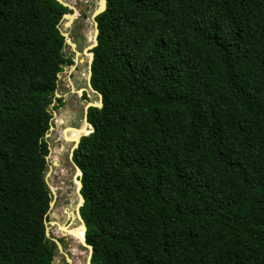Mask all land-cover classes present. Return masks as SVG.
I'll return each instance as SVG.
<instances>
[{"label":"trees","instance_id":"trees-1","mask_svg":"<svg viewBox=\"0 0 264 264\" xmlns=\"http://www.w3.org/2000/svg\"><path fill=\"white\" fill-rule=\"evenodd\" d=\"M69 13L0 0V264H61L45 176ZM95 21L102 107L72 153L90 263L264 264V0H106Z\"/></svg>","mask_w":264,"mask_h":264},{"label":"rangeland","instance_id":"rangeland-1","mask_svg":"<svg viewBox=\"0 0 264 264\" xmlns=\"http://www.w3.org/2000/svg\"><path fill=\"white\" fill-rule=\"evenodd\" d=\"M67 5L75 8L77 20L68 21L63 19L59 25L62 33H66L67 27H75L82 31V45H78L77 52L79 55L75 57L76 67H65L59 74V92L55 93V98H62V107L55 112L53 120L54 130L49 134L51 154L48 162L56 161L59 165L53 167L50 178L48 179L50 186L55 191L56 203L50 210L51 222H55L60 227L70 229L66 238H63L62 232L55 225L51 227V237L62 240L61 246L63 254L58 253L55 257V263H63L62 258L70 264H86L88 251L81 246L80 237L82 234L81 226L76 218L75 209L79 204V198L76 194L77 182L75 181V170L69 165L68 156L73 147V141H65V135L70 137L72 128L79 129L84 126L83 111L87 103L98 104V97L87 85L89 54L92 53L89 47L94 43L93 34L94 27L91 15L99 8V0H62ZM80 7H84L85 15L79 16ZM67 34V33H66ZM73 36V35H72ZM73 39H76L73 36ZM73 39H68L72 42ZM71 44V43H70ZM70 47L69 44L66 43ZM65 47V51L71 52V47ZM86 51V54L81 52ZM71 84V85H70ZM78 92H81L78 93ZM56 94L58 97H56ZM83 94L86 98L83 99ZM69 129V130H68ZM90 131V128H88ZM67 130V132H65ZM63 160V162L61 161Z\"/></svg>","mask_w":264,"mask_h":264},{"label":"water","instance_id":"water-1","mask_svg":"<svg viewBox=\"0 0 264 264\" xmlns=\"http://www.w3.org/2000/svg\"><path fill=\"white\" fill-rule=\"evenodd\" d=\"M59 4H61L63 7H66L67 9H68V11L71 13H69V14H66V15H63V17H62V19H68L69 17H71V16H73V19H76L77 18V16L75 15V11H76V9L75 8H72L71 6H69V5H67L66 3H64L62 0H56ZM103 1V9L102 10H96V11H94V13L91 15V20H92V23H93V27H94V34H93V39H94V43H93V45L91 46V47H89V49H93L94 47H96L97 46V35H98V29H97V22L95 21V18L99 15V14H101L102 12H104L105 11V9H106V0H102ZM82 4H84V1H82ZM82 11H83V13H85V9L84 8H82L81 9ZM66 24L67 23H65V27H69L70 25H68V26H66ZM61 34H62V36L64 37V39L67 37V35L65 34V33H62L61 32ZM70 46H71V49H72V51L74 52V54H75V56L77 57L78 55H79V53L75 50V45L74 44H70ZM84 54H86V51H84L83 52ZM89 57H90V60H89V64H88V78H87V85H88V88L95 94V95H97V97H98V104H93V103H87L86 104V106H85V108H84V112H83V123H84V126L85 127H87V128H90V131H88V133L87 134H84V135H82L81 137H84V136H88L89 134H91L92 132H93V128H92V126L88 123V121H87V110H88V108H90V107H95V108H101L102 107V96L98 93V92H96L95 90H93V88L91 87V85H90V77H91V63H92V61H93V53H90L89 54ZM75 66H72V68H74ZM59 77V76H58ZM81 94V93H80ZM56 97H58V95L56 94ZM55 112H53V118H52V122H53V120H54V117H55ZM74 128H72V129H70V130H73ZM54 130V127L53 126H51L50 127V132H52ZM69 130V129H68ZM65 132H67V130L65 131ZM80 137V138H81ZM65 141H70V142H72V140H70L69 139V137H67L66 135H65ZM80 138L77 140V141H73V147H72V149H71V151H70V154H69V160H70V162H71V165H72V167L74 168V170H75V172H76V174H75V181L77 182V190H76V194H77V196H78V198H79V204L76 206V209H75V215H76V218L78 219V221H79V223H80V226H81V228L83 229V237H82V240H81V246H83L84 248H86L87 249V251H88V255H87V259H86V264H91L90 263V260H91V257H92V247L91 246H89V245H87L86 244V242H85V239H84V234H85V232H86V226H85V223H84V221H83V219L81 218V216H80V213H79V209H80V207L82 206V204L84 203V199H83V197H82V195H81V193H80V190H81V188H82V184H81V182H80V178H81V176H82V173H81V171H80V169L74 164V162L72 161V153H73V151L77 148V146H78V144H79V141H80ZM50 154H51V149L49 148V154H48V156L46 157V160H47V162H48V160H49V157H50ZM61 161L63 162V160L61 159ZM59 164L56 162V161H51V162H49V166H48V172H47V174H46V176H45V182H46V184H47V186H48V188H49V190H50V193H51V196H52V202L49 204V211L51 210V208L54 206V204L56 203V200H55V197H56V194H55V191L53 190V188L50 186V183H49V181H48V179L50 178V175H51V173H52V169H53V167L55 168V167H57ZM57 226L59 229H60V231L62 232V235H63V238H66V236H67V232H68V229L67 228H63V227H60L58 224H56L55 222H50V223H45V236L47 237V238H49L51 241H53L54 243H56V245H57V248H58V250H59V252L61 253V254H63V249H62V246H61V244L58 242V240L57 239H54L53 237H51V233H50V229H51V227H53V226ZM67 263L68 264H70L71 263V261L67 258Z\"/></svg>","mask_w":264,"mask_h":264},{"label":"flooded vegetation","instance_id":"flooded-vegetation-1","mask_svg":"<svg viewBox=\"0 0 264 264\" xmlns=\"http://www.w3.org/2000/svg\"><path fill=\"white\" fill-rule=\"evenodd\" d=\"M83 1V0H82ZM82 8H84V7H80V9L78 10L79 12V16L81 17L82 15H85L84 13H83V11L81 10ZM86 11V10H85ZM71 14V13H70ZM77 16V15H76ZM77 18H78V16H77ZM77 18L76 19H73V20H77ZM67 33V34H66ZM66 35H67V37L65 38V42L67 43V44H69L70 45V43L71 44H74L75 45V50L77 51V47H78V45H82V40H81V38H82V36H81V34H82V31H80L79 29H77V28H75V27H67V29H66ZM76 38V39H73V36ZM68 39H73V41L72 42H69L68 41ZM71 47V46H70ZM69 47V48H70ZM73 52V51H72ZM74 53V52H73ZM82 53V55L84 54L83 52H81ZM75 55H74V59H75ZM73 59V61H74V65L73 66H75L76 67V62H75V60ZM72 67V66H71ZM74 67V68H75ZM71 85V84H70ZM68 160H69V158H68ZM69 165H71V162H70V160H69ZM68 264V263H67Z\"/></svg>","mask_w":264,"mask_h":264},{"label":"bare ground","instance_id":"bare-ground-1","mask_svg":"<svg viewBox=\"0 0 264 264\" xmlns=\"http://www.w3.org/2000/svg\"><path fill=\"white\" fill-rule=\"evenodd\" d=\"M102 5H103V1L102 0H99V5H98L99 6V9L98 10H101ZM72 19H73V16L69 17L67 20L68 21H71ZM78 93H81V92H78ZM88 131H89V129L87 127H85V126H82L79 129H73L72 132H71V135H70L69 139L72 140V141H77L82 135L87 134ZM81 230H82V234H83V229L81 228ZM70 231L71 230L68 229V232H70ZM82 237H83V235H81L80 240H82Z\"/></svg>","mask_w":264,"mask_h":264}]
</instances>
